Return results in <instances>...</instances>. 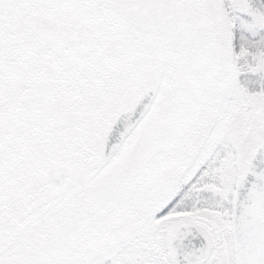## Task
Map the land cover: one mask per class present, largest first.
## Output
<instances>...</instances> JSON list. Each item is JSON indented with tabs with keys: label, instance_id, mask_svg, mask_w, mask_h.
<instances>
[{
	"label": "snow or ice",
	"instance_id": "obj_1",
	"mask_svg": "<svg viewBox=\"0 0 264 264\" xmlns=\"http://www.w3.org/2000/svg\"><path fill=\"white\" fill-rule=\"evenodd\" d=\"M0 264H264V0H0Z\"/></svg>",
	"mask_w": 264,
	"mask_h": 264
}]
</instances>
